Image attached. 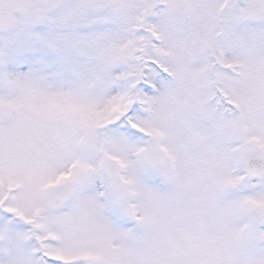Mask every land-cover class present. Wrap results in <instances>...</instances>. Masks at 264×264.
I'll return each mask as SVG.
<instances>
[{"label":"snow or ice","instance_id":"6c2138e0","mask_svg":"<svg viewBox=\"0 0 264 264\" xmlns=\"http://www.w3.org/2000/svg\"><path fill=\"white\" fill-rule=\"evenodd\" d=\"M0 264H264V0H0Z\"/></svg>","mask_w":264,"mask_h":264}]
</instances>
